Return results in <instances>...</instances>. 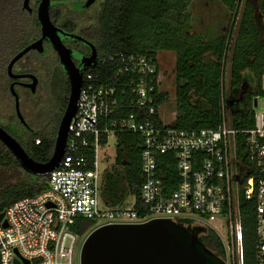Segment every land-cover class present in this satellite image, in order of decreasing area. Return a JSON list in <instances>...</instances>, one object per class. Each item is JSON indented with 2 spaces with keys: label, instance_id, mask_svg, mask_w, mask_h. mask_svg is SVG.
Wrapping results in <instances>:
<instances>
[{
  "label": "built area",
  "instance_id": "1",
  "mask_svg": "<svg viewBox=\"0 0 264 264\" xmlns=\"http://www.w3.org/2000/svg\"><path fill=\"white\" fill-rule=\"evenodd\" d=\"M89 68L96 71L82 74L65 153L47 174V188L11 204L0 220V264H76L79 239L84 237V243L96 227L153 218L215 231L226 263L244 264L242 197L255 203L256 261L264 264V110L258 108V97L253 127L232 126L224 92L219 126L190 132L167 123L161 114L164 104L157 101L163 79L153 57L116 52L98 57ZM118 133L143 138L140 197L149 210L143 218L135 209L136 198L122 208L110 207L102 198L107 166L100 149ZM165 154L175 161L174 190L159 173L158 160ZM81 218L103 223L80 235L72 227Z\"/></svg>",
  "mask_w": 264,
  "mask_h": 264
},
{
  "label": "trees",
  "instance_id": "2",
  "mask_svg": "<svg viewBox=\"0 0 264 264\" xmlns=\"http://www.w3.org/2000/svg\"><path fill=\"white\" fill-rule=\"evenodd\" d=\"M53 1L54 9L62 13L66 3L71 0ZM38 2L36 0L32 14L23 8V0H0V126L14 136L34 160L45 163L54 152L60 118L70 89L57 120H42L41 127L28 131L13 115V97L6 73L8 59L40 31L41 24L36 13ZM191 2L98 0L93 22L84 31L95 44L100 57L116 52L138 53L153 57L161 67L158 58L160 52L171 51L175 54L176 116L172 121L173 126L190 132L217 128L221 121V101L225 92L233 101L230 112L232 126L249 129L254 125V100L264 95V0L243 1L234 43L235 22L229 26L228 35L213 29L215 32L211 36L208 31L193 29V18L189 11ZM218 2L227 24L232 18L236 19L242 0ZM54 9L51 10V18L55 15ZM88 71L96 69L89 68ZM227 73L230 76L228 89L225 84ZM54 84L48 83V88H54ZM55 94L49 102H39L35 108L43 110L46 115L58 114L60 108L55 103ZM168 101L169 96L165 92L158 95L157 104ZM5 104L10 105L11 111L7 117L2 112ZM116 137L115 166L104 175L102 195L106 204L113 208L126 194L135 196V209L138 216L143 218L149 211L140 197L144 181L141 171L143 138L137 133H118ZM37 139H40L39 144L36 143ZM102 140L105 142L107 138L104 136ZM239 149H242L240 144ZM16 169L22 173L15 172ZM158 169L167 187L174 190L178 176L170 154L159 157ZM47 180V174L25 171L19 159L0 140V213L17 200L35 196L46 189ZM240 209L244 226V264H257L255 203L242 197ZM94 223L93 220L81 218L72 228L84 235ZM202 237L208 248L226 260L223 242L215 231L210 229Z\"/></svg>",
  "mask_w": 264,
  "mask_h": 264
},
{
  "label": "water",
  "instance_id": "3",
  "mask_svg": "<svg viewBox=\"0 0 264 264\" xmlns=\"http://www.w3.org/2000/svg\"><path fill=\"white\" fill-rule=\"evenodd\" d=\"M96 0H87L85 7ZM51 0H41L37 8V17L42 27V37L26 46L17 53L8 65L11 76L13 65L28 51L37 49L43 51V40L51 37L58 50L62 62L68 72L71 88L67 107L59 124L55 149L45 163L34 160L20 144V142L0 126V140L19 159L23 169L33 174L46 175L55 169L62 160L68 138L69 126L74 118L82 84V73L72 63L68 51L61 43L50 15ZM23 8L32 11L30 0L23 1ZM93 53L84 68L97 63L98 54L91 44ZM24 76V75H23ZM31 76V75H29ZM32 88L36 84V77ZM11 92L15 97L17 114L26 123L20 110L19 96L11 84ZM230 105L233 101L229 100ZM257 101L254 102V108ZM5 211L0 213L3 219ZM6 226V223H5ZM207 232L204 226H193L170 218H153L137 223H112L93 229L86 237L80 256V264H227L216 252L206 246L202 235ZM16 264L19 262L16 260ZM26 264H29L26 261Z\"/></svg>",
  "mask_w": 264,
  "mask_h": 264
},
{
  "label": "flooded vegetation",
  "instance_id": "4",
  "mask_svg": "<svg viewBox=\"0 0 264 264\" xmlns=\"http://www.w3.org/2000/svg\"><path fill=\"white\" fill-rule=\"evenodd\" d=\"M40 1L41 0H39L36 6V13ZM86 1L87 0H71L67 2L66 8L62 11V13L54 9L55 2L53 0L50 7V13L51 10L53 11V9L55 12L54 17H52L51 19L54 25L58 28V38L68 51V55L72 63L75 67H78L81 70L82 74H84L89 69V67L84 68V65L85 63H88L90 61L93 53V48L91 47L90 43L95 46V44L86 36V32L84 30L88 29L93 22L92 19L96 15V8L98 4V0H96L90 6L85 7ZM35 2L36 0H30L32 11H29V13H34ZM41 37L42 27L40 26V31L36 35V37L24 47H22L19 51L14 53L6 63V73L9 78V89L11 92V84H14V89L18 94L20 100V110L24 116L26 123H23L17 114L15 97L11 92L14 104L13 115H15L18 122L21 123L23 127H25L28 131H32L37 127H41L43 124L42 120H57L58 115L61 112V108L63 107V104L68 95V89L71 88L68 72L62 62L58 50L54 46L51 37L44 38L43 51L32 49L15 62L12 68V74L16 76H11L9 74L8 65L12 58L26 46ZM95 49L97 51L96 46ZM97 54V57H100L98 51ZM32 76H35L37 78L34 89L30 85L34 81V77ZM48 83H55L54 88L50 87L49 89ZM60 88L61 91H59ZM54 93H56L54 95L55 103L60 108L58 109V114H55L53 116L50 114L46 115L43 110L40 111L35 108L36 105H39V102L41 104H46L47 102H49L48 100H51ZM22 97L24 98L23 105ZM26 99L28 102H26L25 104ZM65 109L62 112L60 122L64 115Z\"/></svg>",
  "mask_w": 264,
  "mask_h": 264
},
{
  "label": "rangeland",
  "instance_id": "5",
  "mask_svg": "<svg viewBox=\"0 0 264 264\" xmlns=\"http://www.w3.org/2000/svg\"><path fill=\"white\" fill-rule=\"evenodd\" d=\"M243 1L240 6V9L237 13L236 19L232 18L230 23L227 24L225 20L224 11L221 7V4L218 2V0H192L189 11L191 13V16L193 18L192 20V27H196L199 31H208L211 36H213V33L217 30V32L224 33L225 35H228L229 26L233 24V22L236 23L235 27V33L232 37V43H234L237 32H238V25L241 20L242 10H243ZM219 27H217V26ZM211 30V31H210ZM221 30V31H219ZM159 63L161 66V74L163 79V91L169 96V101L162 106L161 114L164 118V120L167 123H170L173 121L175 117V110H176V92H175V54L171 51H164L159 53ZM230 69V68H229ZM228 69V70H229ZM230 72V70H229ZM229 81L230 76L229 73H227L226 77V89L229 87ZM258 108L259 110H264V95H260L258 98ZM10 105L5 104L2 108L3 115L5 117L10 116ZM8 120V118H6ZM116 148H117V137L115 135H110L108 139V144L106 146H102L100 149V158L103 160V165L107 166L106 171L110 170L115 166V156H116ZM114 164L112 165V163ZM20 170H15V172H19ZM21 172V171H20ZM14 171H12V174ZM22 173V172H21ZM16 174V173H15ZM103 198V201L105 202V198ZM134 196L130 194H126L124 198L120 201L118 205H115V208H122V207H128L130 206L134 201ZM103 222L99 221L98 223L95 222L93 227L101 225ZM92 227V228H93ZM222 236L225 237V234L222 233ZM83 238L81 237L79 239L77 252H76V264H79V249L81 244L83 243Z\"/></svg>",
  "mask_w": 264,
  "mask_h": 264
},
{
  "label": "crops",
  "instance_id": "6",
  "mask_svg": "<svg viewBox=\"0 0 264 264\" xmlns=\"http://www.w3.org/2000/svg\"><path fill=\"white\" fill-rule=\"evenodd\" d=\"M165 104H166V103H165ZM165 104H164V105H165ZM175 116H176V112H175ZM174 118H175V117H174ZM173 120H174V119H173Z\"/></svg>",
  "mask_w": 264,
  "mask_h": 264
}]
</instances>
